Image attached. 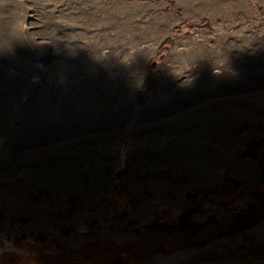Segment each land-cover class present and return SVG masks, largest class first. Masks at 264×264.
I'll return each instance as SVG.
<instances>
[{
	"label": "rangeland",
	"instance_id": "rangeland-1",
	"mask_svg": "<svg viewBox=\"0 0 264 264\" xmlns=\"http://www.w3.org/2000/svg\"><path fill=\"white\" fill-rule=\"evenodd\" d=\"M261 165L264 0H0V264H181Z\"/></svg>",
	"mask_w": 264,
	"mask_h": 264
},
{
	"label": "crops",
	"instance_id": "crops-1",
	"mask_svg": "<svg viewBox=\"0 0 264 264\" xmlns=\"http://www.w3.org/2000/svg\"><path fill=\"white\" fill-rule=\"evenodd\" d=\"M249 166L251 173L245 180L259 176L257 166ZM233 237L236 238L222 248L216 249L213 243L202 247L196 254L183 255L178 259L185 260L181 264H264V223Z\"/></svg>",
	"mask_w": 264,
	"mask_h": 264
},
{
	"label": "water",
	"instance_id": "water-1",
	"mask_svg": "<svg viewBox=\"0 0 264 264\" xmlns=\"http://www.w3.org/2000/svg\"><path fill=\"white\" fill-rule=\"evenodd\" d=\"M195 198V195H190L189 193H186L185 194V198ZM129 246H131V245H129Z\"/></svg>",
	"mask_w": 264,
	"mask_h": 264
},
{
	"label": "trees",
	"instance_id": "trees-1",
	"mask_svg": "<svg viewBox=\"0 0 264 264\" xmlns=\"http://www.w3.org/2000/svg\"><path fill=\"white\" fill-rule=\"evenodd\" d=\"M261 168H264V166L261 165ZM250 218V217H249ZM243 220V219H242Z\"/></svg>",
	"mask_w": 264,
	"mask_h": 264
}]
</instances>
